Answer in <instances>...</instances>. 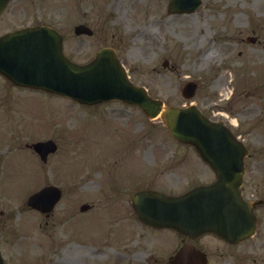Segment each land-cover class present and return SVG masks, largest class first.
Masks as SVG:
<instances>
[{
  "label": "rangeland",
  "instance_id": "1",
  "mask_svg": "<svg viewBox=\"0 0 264 264\" xmlns=\"http://www.w3.org/2000/svg\"><path fill=\"white\" fill-rule=\"evenodd\" d=\"M168 3L12 0L0 34L54 26L65 36L67 56L79 63L112 46L131 80L171 106L190 104L181 89L196 80L193 102L242 137L249 164H263L264 0H203L190 14H170ZM80 23L94 35L76 36ZM250 36L258 41L247 43ZM48 139L58 151L43 163L26 144ZM213 179L196 150L178 143L161 117L151 120L118 101L81 106L17 88L0 75V244L10 264H165L183 237L141 223L132 195L145 188L178 194ZM48 184L64 190L50 218L26 208L28 196ZM83 203L93 208L80 213ZM261 234L236 247L214 235L195 243L210 264H264Z\"/></svg>",
  "mask_w": 264,
  "mask_h": 264
},
{
  "label": "water",
  "instance_id": "2",
  "mask_svg": "<svg viewBox=\"0 0 264 264\" xmlns=\"http://www.w3.org/2000/svg\"><path fill=\"white\" fill-rule=\"evenodd\" d=\"M8 1L0 0V15ZM200 4V0H171L169 10L193 12ZM76 32L91 33L85 26L77 27ZM62 42V36L47 26L0 36V73L16 85L67 95L81 103L119 99L139 105L152 118L162 112L170 133L178 141L195 146L218 176L212 185L198 186L181 196L155 191L135 194L133 203L140 219L192 238L209 232L236 242L253 233L255 216L238 190L246 151L229 130L211 122L195 105L185 109L164 107L162 101L151 98L145 88L129 81L113 49H102L90 64L79 66L64 56ZM196 88L195 83H188L184 96L193 97ZM33 147L43 160L57 149L51 140ZM60 195L58 188L47 187L31 196L29 205L50 211ZM86 209V205L82 207ZM0 264H4L1 256ZM169 264H207V259L199 249L186 243Z\"/></svg>",
  "mask_w": 264,
  "mask_h": 264
},
{
  "label": "flooded vegetation",
  "instance_id": "3",
  "mask_svg": "<svg viewBox=\"0 0 264 264\" xmlns=\"http://www.w3.org/2000/svg\"><path fill=\"white\" fill-rule=\"evenodd\" d=\"M245 182L241 188L247 200H262L257 207V216L260 224L264 225V165H247ZM264 233V231H263Z\"/></svg>",
  "mask_w": 264,
  "mask_h": 264
},
{
  "label": "bare ground",
  "instance_id": "4",
  "mask_svg": "<svg viewBox=\"0 0 264 264\" xmlns=\"http://www.w3.org/2000/svg\"><path fill=\"white\" fill-rule=\"evenodd\" d=\"M209 56H211V53L210 52H208V54L206 55V57H209ZM225 90L226 89H223V92H225Z\"/></svg>",
  "mask_w": 264,
  "mask_h": 264
}]
</instances>
